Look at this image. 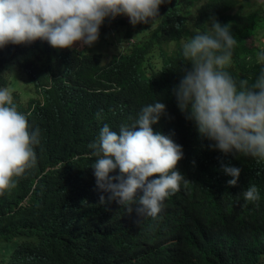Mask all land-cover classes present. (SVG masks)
<instances>
[{
	"label": "clouds",
	"instance_id": "1",
	"mask_svg": "<svg viewBox=\"0 0 264 264\" xmlns=\"http://www.w3.org/2000/svg\"><path fill=\"white\" fill-rule=\"evenodd\" d=\"M165 2L0 0V200L7 202L0 223L28 216L31 195L49 188L57 209L50 257L57 264H264L261 180H242L241 169L223 161L219 175L185 164L168 131L153 130L166 115L160 100L125 116L97 84L81 82L75 92L91 120L68 129L63 123L73 112L54 76L32 81L13 49L38 38L54 55L92 49L105 18L123 14L133 26L153 24ZM210 24L182 44L191 68L173 89L178 107L214 142L210 148L264 163V67L254 82L234 79L226 70L237 46L231 24L215 17ZM153 59L157 69L162 59ZM257 62L264 65V49ZM65 68L57 72L64 79ZM70 172L83 181L67 183ZM75 190L80 200L71 201ZM11 195L17 203L5 199ZM22 246L18 234L0 238V264H28L31 249ZM44 259L36 255V262Z\"/></svg>",
	"mask_w": 264,
	"mask_h": 264
},
{
	"label": "trees",
	"instance_id": "2",
	"mask_svg": "<svg viewBox=\"0 0 264 264\" xmlns=\"http://www.w3.org/2000/svg\"><path fill=\"white\" fill-rule=\"evenodd\" d=\"M259 2L170 0L160 6V17L153 24L133 26L130 20L116 22L112 17L105 18L100 26L99 38H102L99 46L92 49H76L54 55L45 46L49 42L43 38L25 42V46L13 49L21 54L20 64L32 81L38 83L40 78L54 76L63 102L73 112V118L63 123L68 129H71L73 122L91 120V113L75 92L81 82L97 84L101 97L116 110L123 109L125 116L138 114L143 106L160 100L166 105V115L152 126L153 130L159 133L168 131L166 136L182 146L185 164L204 172L213 173L215 170V174L219 175L223 161L224 164L241 169L240 179L261 180L264 184V163L235 151L225 154L210 148L209 145L214 142L202 137L195 122L186 119L173 94V89L184 75L183 69L191 68V64L183 58L182 44L197 32L209 31L212 17L223 25L231 24L230 31L237 40L232 62L226 70L237 81H255L261 67H264L257 62V53L262 47L264 49V4ZM121 42L122 47L119 48ZM170 42L174 45L172 49H168ZM157 57L162 59V63L155 69L157 63L153 58ZM102 58H106L104 63ZM65 66L66 79L57 74ZM20 81L24 83L25 79L21 78ZM71 174L67 183L83 181ZM41 183H45L44 179H41ZM57 187H64V183ZM48 189L42 187L31 195L29 205L25 207L28 216H13L11 221L6 222L7 227L0 223V238H14L18 234L22 238V248L27 249V245L31 249L27 251L28 264H57L50 257V252L55 248L53 234L57 226L53 220L57 209L52 206V203H56L55 195ZM43 194L44 201L41 200ZM5 199L12 203L18 202L16 195ZM3 200H0V210L7 208V202ZM70 200H80L76 190ZM40 201L46 204L38 209ZM36 255L45 256V259L36 262ZM2 260L10 263V259Z\"/></svg>",
	"mask_w": 264,
	"mask_h": 264
},
{
	"label": "rangeland",
	"instance_id": "3",
	"mask_svg": "<svg viewBox=\"0 0 264 264\" xmlns=\"http://www.w3.org/2000/svg\"><path fill=\"white\" fill-rule=\"evenodd\" d=\"M259 3H263L264 4V0H260V2ZM122 20H130V18L128 17V16H126V15H123V14H121V15H118V16H116L115 18H114V21H116V22H119V21H122ZM74 46H76V47H78V48H81V45H80V43L79 42H77ZM99 46V43H94L93 44V46L92 47H98ZM173 44L170 46V48L172 49L173 48ZM262 47V46H261ZM261 49H263V47L261 48ZM158 62H160V59L158 60Z\"/></svg>",
	"mask_w": 264,
	"mask_h": 264
}]
</instances>
